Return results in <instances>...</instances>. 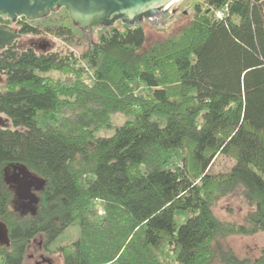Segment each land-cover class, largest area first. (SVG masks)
<instances>
[{"label":"trees","instance_id":"16d2710c","mask_svg":"<svg viewBox=\"0 0 264 264\" xmlns=\"http://www.w3.org/2000/svg\"><path fill=\"white\" fill-rule=\"evenodd\" d=\"M203 6L146 50L143 29L125 26L78 58L0 53V116L11 125L0 128V222L9 238L0 264H25L32 240L43 237L46 250L74 226L76 240L57 249L62 264H212L217 254L221 264H264V248L255 259L217 249L228 236L264 233V0ZM44 31L72 42L63 26ZM52 72L66 81L43 77ZM117 114L127 120L113 128ZM220 154L234 165L211 175ZM9 165L44 180L35 215L11 210ZM237 190L250 211L241 225L222 222L213 204Z\"/></svg>","mask_w":264,"mask_h":264},{"label":"rangeland","instance_id":"374dc122","mask_svg":"<svg viewBox=\"0 0 264 264\" xmlns=\"http://www.w3.org/2000/svg\"><path fill=\"white\" fill-rule=\"evenodd\" d=\"M204 0H178L171 7L170 10L176 9L173 13L167 15L163 22L159 24H152L150 19L143 20L140 24L132 27H141L145 33L144 50L148 49L152 44L164 41L170 36L177 34L183 27H185L193 17V10L195 7L200 6L202 9ZM0 23H7L11 27L9 21H0ZM41 29L49 26H63L68 28L73 39L71 43L64 42L61 38L54 37L53 35L45 32L41 36L22 35L15 44V48L19 51L32 48L37 53H52V52H72L76 58L80 57L87 49L90 43L97 42L101 35L110 32L113 29H123L125 26L120 22H115L109 27H95L91 31L81 32L70 21L64 9H55L49 16L40 21L32 23ZM19 24H12V28H17ZM32 44L35 45L32 46ZM45 47L44 49L41 47ZM80 67L84 68L88 75L90 70L84 63H79ZM53 82H64L66 77L60 73H48L43 76ZM7 89L5 78L0 83V92ZM143 90L139 88V91ZM40 117V116H39ZM127 118L123 115H113L111 123L113 128L124 124ZM44 115L40 117V123L43 127L45 124ZM113 129L101 130L96 133L95 137L103 138L110 137L113 134ZM178 160V155L173 156ZM234 165V160L231 157L224 155H217L208 173L211 175L226 174ZM18 208L16 203H12L11 210ZM213 214L222 222L241 225L243 224L245 215L250 211L241 190L234 191L232 194L219 198L214 202L212 207ZM21 215L20 211H14ZM27 212V211H26ZM26 214H31L29 211ZM25 214V215H26ZM78 235L77 227H70L67 229L52 245L45 250L44 238L39 236L32 240L29 245L25 264H47L38 259L39 254H42L44 259L48 260L50 264H62V256L57 251L58 248L67 247L76 240ZM217 249L221 252L231 251L238 258L255 259L259 256L261 250L264 248V233H256L248 236L231 235L222 240ZM212 264H221L218 254L216 255Z\"/></svg>","mask_w":264,"mask_h":264},{"label":"water","instance_id":"95a60500","mask_svg":"<svg viewBox=\"0 0 264 264\" xmlns=\"http://www.w3.org/2000/svg\"><path fill=\"white\" fill-rule=\"evenodd\" d=\"M176 1L178 0H0V18L15 21L24 17L28 21H38L49 16L55 9H64L72 24L84 33L95 27H109L115 22L132 27L150 19L152 24H159L176 10H170ZM17 38L16 31L0 26V50L10 47ZM19 167V172L25 177L20 184V192L28 194L33 185L37 192L42 191L44 180L25 166ZM4 180L6 183L9 181L6 176ZM29 196V213L35 215L38 196ZM0 245H9L8 230L1 222Z\"/></svg>","mask_w":264,"mask_h":264},{"label":"flooded vegetation","instance_id":"af4514ba","mask_svg":"<svg viewBox=\"0 0 264 264\" xmlns=\"http://www.w3.org/2000/svg\"><path fill=\"white\" fill-rule=\"evenodd\" d=\"M0 21H7V22L9 21V23L16 24V25L19 24V26L15 29V28L8 26L7 23L6 24L0 23V26L8 27V28L16 31L18 34V38L12 43V45L10 47H6V48L0 50V53L4 50L8 49V48L15 47L16 42L19 40V38L22 35L41 36L42 34L45 33V31H44L45 29H41L37 26L32 25V23L37 22V21H28L24 17H20V18L16 19L15 21H11L7 18H0ZM38 21H40V20H38ZM25 25L31 26L33 28H38V34H35V35L34 34H21V31ZM32 46L35 47L34 44H32ZM41 48L44 49L45 47L42 46ZM28 49L32 50V48H28ZM22 51H24V50H22ZM32 51H34V50H32ZM35 53H37V52H35ZM38 54H40V53H38ZM3 78H5V76L0 74V83L3 80ZM10 127H11V125H10L9 120H7L4 116H0V128L9 129ZM19 168H20L19 165H9L8 167H6L4 170V173H3V179H4V176H6V178L9 180L7 183L5 182V180H4V182H5L6 186L8 187L9 191L12 193V197H13L12 203L14 202L18 206V208H16V209L14 208V211L18 210V211H20L22 216H25V214L29 211V206L27 205L28 202L31 200L29 195L33 194V195L37 196L39 192H37L35 190L36 187L34 185L30 188V192L28 194H26V192L24 194L22 192H20L21 191L20 184H22L23 180H25V177L21 175V173L18 170ZM11 207H12V204H11ZM38 259L41 260L43 263L50 264L48 260L44 259L42 254H39Z\"/></svg>","mask_w":264,"mask_h":264}]
</instances>
